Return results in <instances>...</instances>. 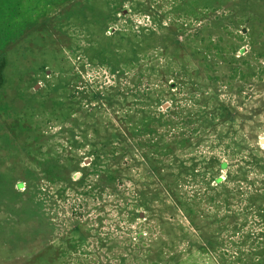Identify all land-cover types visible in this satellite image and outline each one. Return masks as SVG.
Returning <instances> with one entry per match:
<instances>
[{
    "label": "rangeland",
    "instance_id": "rangeland-1",
    "mask_svg": "<svg viewBox=\"0 0 264 264\" xmlns=\"http://www.w3.org/2000/svg\"><path fill=\"white\" fill-rule=\"evenodd\" d=\"M215 8L233 18L213 22L202 36L214 38L227 30L223 46L230 57L252 49L251 65L263 62L250 72L252 85L229 64L222 71L225 78L217 81L220 97L235 108L264 110L259 99H264V44L251 48L246 36L239 39L246 24L234 23L238 10L260 16L264 0H0V61H5L0 86V264H142L130 260L128 253L144 221H129L126 212L120 217L107 191L87 213L79 211L84 212L80 230H89L85 239L80 237L75 180L79 170L92 171L91 144L106 141L104 124L119 121L115 116L129 110L125 105L114 111L118 107H112L108 96L113 89L107 92L106 87L116 86L121 93L132 88L133 59L151 53L145 48L170 43L172 34L164 27L177 15L186 17L181 21L187 35L200 25L191 17L194 10L201 15ZM147 27H158V32L139 43ZM256 34L264 35L262 27ZM237 63L244 65L243 60ZM205 75L207 81L215 76ZM238 83L247 89L243 99ZM177 97L185 104L183 93ZM91 106L94 110L89 111ZM256 120L264 148V111ZM94 129L100 130L99 136ZM156 177H149L150 187L158 185Z\"/></svg>",
    "mask_w": 264,
    "mask_h": 264
},
{
    "label": "trees",
    "instance_id": "trees-1",
    "mask_svg": "<svg viewBox=\"0 0 264 264\" xmlns=\"http://www.w3.org/2000/svg\"><path fill=\"white\" fill-rule=\"evenodd\" d=\"M238 11L234 23L247 26V30L240 29L239 39L246 36L253 49L264 44V35L256 34L260 27L264 32V12L252 16ZM191 15L200 22L194 32L186 35V22L181 21L186 17L179 14L164 27L172 34L170 43L145 48L151 53L133 59L132 88L121 93L115 91L116 86L106 87L107 92L113 89L108 96L112 107H118L114 111L125 105L124 110H129L115 116L119 121L104 124L106 141L91 144L93 156L88 165L92 171L79 170L75 180L79 191L73 188L79 192L75 216L87 213L91 203L107 191L116 200L120 217L126 212L129 221H144L128 253L130 260L142 264H264V148L256 128V116L264 110L233 107L220 97L217 84L225 78L222 71L231 65L252 85L250 72L262 68L263 62L251 65L252 49L245 52L243 48V56L230 57L223 46L227 30H219L214 38L202 36L213 22L232 20V13L218 14L215 8L201 15L194 10ZM157 28H145L138 42L155 36ZM4 66L1 60L0 86ZM205 74L215 76L209 82ZM238 84L237 93L243 99L247 89L244 83ZM178 92L185 95V104ZM167 101L169 105L163 108ZM93 131L100 135V130ZM155 173L158 185L150 187L149 177ZM81 219L79 234L85 239L89 230H80Z\"/></svg>",
    "mask_w": 264,
    "mask_h": 264
},
{
    "label": "water",
    "instance_id": "water-1",
    "mask_svg": "<svg viewBox=\"0 0 264 264\" xmlns=\"http://www.w3.org/2000/svg\"><path fill=\"white\" fill-rule=\"evenodd\" d=\"M262 140L264 141V138Z\"/></svg>",
    "mask_w": 264,
    "mask_h": 264
}]
</instances>
